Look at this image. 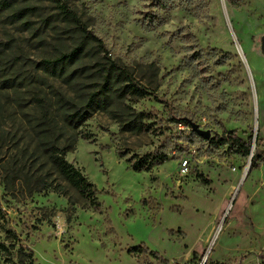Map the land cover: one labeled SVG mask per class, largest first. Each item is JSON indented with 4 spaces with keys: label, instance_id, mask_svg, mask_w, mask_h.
Returning a JSON list of instances; mask_svg holds the SVG:
<instances>
[{
    "label": "rangeland",
    "instance_id": "obj_1",
    "mask_svg": "<svg viewBox=\"0 0 264 264\" xmlns=\"http://www.w3.org/2000/svg\"><path fill=\"white\" fill-rule=\"evenodd\" d=\"M66 1L114 60L153 63L157 89L125 100L144 115L141 133L97 112L65 154L94 185L97 207L68 186L29 192L28 176L45 169L33 153L28 78L37 79L62 30L33 31L54 13L46 0L0 9V225L17 237L14 264L18 245L34 264H186L193 254L199 264H264V0ZM26 6L35 9L11 19ZM228 132L252 138L253 166L210 142ZM144 158L149 169L134 171ZM0 243L9 244L1 227Z\"/></svg>",
    "mask_w": 264,
    "mask_h": 264
},
{
    "label": "trees",
    "instance_id": "obj_2",
    "mask_svg": "<svg viewBox=\"0 0 264 264\" xmlns=\"http://www.w3.org/2000/svg\"><path fill=\"white\" fill-rule=\"evenodd\" d=\"M53 6V15L45 18V23L35 28L36 34L50 29L58 34L55 52L40 60L36 77L28 78L31 87V106L35 113L36 144L34 155L39 160L44 174L31 181L28 176L29 192L51 190L65 194L66 186L76 190L89 206L97 207L94 185L81 171L65 160V154L74 149L79 138V129L97 112L106 113L114 120L121 132L138 134L144 130V115L125 104L127 98L144 99L154 95L157 89V68L153 63L136 64L134 68L126 67L114 60L101 39L93 34L66 0H46ZM18 0H0V9L14 8ZM35 7L26 6L16 9L10 15L13 20H21L32 13ZM57 23V24H52ZM57 25L56 29H54ZM32 29V27H28ZM229 57L224 54L223 59ZM58 82L63 88L58 89L52 83ZM13 86V85H12ZM45 86L46 89L43 87ZM258 137L256 136L255 143ZM210 142L215 145L235 147L242 156L251 154L252 138L243 141L233 132L214 136ZM255 156L251 157V165ZM151 162L147 158L131 164L134 171L148 170ZM5 181V179H4ZM22 181H26L23 177ZM13 182V181H11ZM7 187L10 182H4ZM3 213L0 207V222ZM8 246L0 243V254L4 255L6 264H14L11 252L16 247L17 237L10 229H4ZM137 253L147 252L141 247L133 250ZM152 258H159L154 252H147ZM196 254L186 264L195 263ZM17 264H34L33 253L18 245ZM160 259V258H159ZM166 264L165 261H163ZM203 264H210L204 262Z\"/></svg>",
    "mask_w": 264,
    "mask_h": 264
},
{
    "label": "water",
    "instance_id": "obj_3",
    "mask_svg": "<svg viewBox=\"0 0 264 264\" xmlns=\"http://www.w3.org/2000/svg\"><path fill=\"white\" fill-rule=\"evenodd\" d=\"M262 51L264 52V37L262 39ZM192 130L198 135L205 139L210 137L209 132L200 130L196 125H191ZM252 153L249 156V160L251 161Z\"/></svg>",
    "mask_w": 264,
    "mask_h": 264
},
{
    "label": "built area",
    "instance_id": "obj_4",
    "mask_svg": "<svg viewBox=\"0 0 264 264\" xmlns=\"http://www.w3.org/2000/svg\"><path fill=\"white\" fill-rule=\"evenodd\" d=\"M181 169H182L183 173H185L187 171V167H186V162L185 161L181 164Z\"/></svg>",
    "mask_w": 264,
    "mask_h": 264
}]
</instances>
